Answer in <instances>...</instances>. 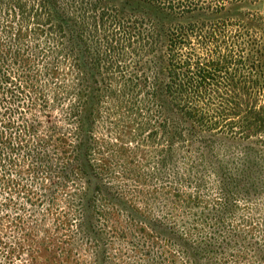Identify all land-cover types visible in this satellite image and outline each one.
Masks as SVG:
<instances>
[{"label":"trees","instance_id":"1","mask_svg":"<svg viewBox=\"0 0 264 264\" xmlns=\"http://www.w3.org/2000/svg\"><path fill=\"white\" fill-rule=\"evenodd\" d=\"M260 1L0 0V264H264Z\"/></svg>","mask_w":264,"mask_h":264},{"label":"rangeland","instance_id":"2","mask_svg":"<svg viewBox=\"0 0 264 264\" xmlns=\"http://www.w3.org/2000/svg\"><path fill=\"white\" fill-rule=\"evenodd\" d=\"M145 8L147 12H150V14L157 15L164 25H170V24H174L177 22H187L190 20L189 17L177 18L176 16H171L170 14H162L161 12L152 10L149 6H146ZM263 9H264V1H260L256 3L255 5H249L245 3V4H240L238 6L237 5L232 6L231 8H229L228 13H230L231 15L233 14L236 15L240 13L241 11H246V10L262 11Z\"/></svg>","mask_w":264,"mask_h":264}]
</instances>
